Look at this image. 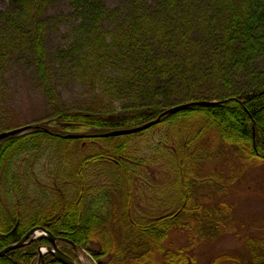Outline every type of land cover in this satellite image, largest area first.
I'll list each match as a JSON object with an SVG mask.
<instances>
[{"label":"trees","instance_id":"obj_1","mask_svg":"<svg viewBox=\"0 0 264 264\" xmlns=\"http://www.w3.org/2000/svg\"><path fill=\"white\" fill-rule=\"evenodd\" d=\"M4 1L6 7L0 10V64L11 58L16 46L27 45L28 59L46 84L52 113L45 123L0 140V250L41 226L60 240L61 250L73 259L76 248H85L98 264H198L191 251L194 242L176 250L163 245L176 229L198 236L221 231L225 214L220 207L190 201L191 192L203 184L226 187L219 184L218 176L213 180L197 173L203 159L198 143L204 137L218 136L236 147L247 161L264 162V86L250 92L205 96L202 86L217 74L210 72L209 65H199V56L217 54L221 48L232 50L240 41L246 49L252 42L264 43V0H62L66 9L58 15L50 6L53 0ZM209 8L221 14V24L230 17L228 34L218 41L207 31L191 41L195 13H206ZM244 10L248 11L245 16ZM58 18L76 22L78 37L71 47L52 55L69 57V63L82 58L79 63L86 67L91 64L94 74L88 77L90 82L102 80L107 83L105 88L130 101L120 112L111 113L100 100L85 110L54 106L45 36L47 26L61 23ZM106 28L111 30L109 39L101 32ZM84 41L90 43L89 52L84 51ZM90 54L91 63L87 62ZM218 75L228 82L226 71ZM195 100L211 104L162 114L169 107ZM158 117L159 122L146 130L101 136ZM164 126L167 129L161 130L164 136L158 146L168 151L163 163L167 162L172 173V195L163 198L160 206L166 207L159 214L134 215L137 172L129 167L133 162L129 161L132 147L128 141ZM74 133L86 136L67 137ZM91 140L113 143L107 146L108 152H99L107 159L105 168L119 177L120 194L112 208L107 203L108 190L91 184V153H83L81 146ZM71 146L80 156L69 168ZM50 148L54 149L52 157L40 162L41 153ZM39 166L51 178L50 185L43 187L38 182ZM65 177L71 187L64 183ZM31 183L37 185L33 191ZM259 228L262 235L246 237L238 251L217 253L208 264H264V228ZM48 244L47 238L40 236L8 251L0 257V264H35L38 248ZM42 264L62 263L46 254Z\"/></svg>","mask_w":264,"mask_h":264},{"label":"rangeland","instance_id":"obj_2","mask_svg":"<svg viewBox=\"0 0 264 264\" xmlns=\"http://www.w3.org/2000/svg\"><path fill=\"white\" fill-rule=\"evenodd\" d=\"M50 6L57 15L61 12L60 10L66 9V4L62 0H53ZM5 7L6 2L0 0V10ZM195 11L192 10V12ZM242 12L245 16L248 11ZM223 14L227 12L223 11ZM194 16V25L189 36L191 41L203 37L207 31H212L218 41L223 40L228 34L230 17L227 22L221 24V14L213 13L211 8L206 13H195ZM229 16H231L230 13ZM58 19L57 21L61 23L58 25V22H55V25L47 26L45 36L48 64H50L48 80L54 94V106L67 110H85L100 100V103L105 105L111 113L120 112L130 101L117 96L115 90L105 88L107 83L102 80L90 82L88 77L94 74L91 72V64L86 67L84 62L79 63L82 58L77 62L69 63V57L59 58L52 55L60 49L71 47L78 37L75 30L76 22ZM106 30L101 32L106 33L109 39L111 30L107 28ZM246 46L240 41L232 50L221 48L217 54L208 53L202 58L199 56L198 64L209 65L212 69L210 72L217 74L202 86L201 92L203 91L205 96L250 92L264 86V43L252 42L247 49ZM83 48L84 51L89 52L90 43L84 41ZM22 50H25L24 55L21 54ZM87 62L91 63V54ZM222 70L227 72L228 82L218 75ZM103 71L107 74V70ZM42 79L34 70L32 61L28 59L27 45L16 46L11 58L7 57L0 64V130L8 127L14 129L26 125H40L51 118L52 103L46 94V84ZM166 129L165 126L157 127L128 141L132 147L130 156L132 159L130 158L129 161L133 162L129 167L137 172L134 178L135 191L132 196L134 215L142 212L159 214L166 207L160 206L163 198L166 199L172 195L170 192L172 173L167 169V162L163 163L168 151L166 147L164 150L158 146L164 136L161 130ZM162 143L166 144L164 141ZM109 144L113 143L91 140L83 142L81 146H83V153H91V184L108 190L107 203L108 207L112 208L120 194L117 190L119 177L105 168L107 159L103 157V153H99L108 152ZM197 146L203 153L202 163L197 166V173L201 177L209 175L213 180L218 176L219 184H225L226 187L219 185L210 187L203 184L200 189L191 192L190 201L192 203L210 202L220 207L225 214L220 226L221 231L214 236H201V234L198 236L191 235L186 229H176L168 234L163 245L168 250H176L194 242L191 251L197 263L208 264L217 253L235 249L238 251L246 237L263 234L259 226L264 228V162L247 161L235 151L236 147L222 142L218 136L204 137ZM69 148L73 151V158L69 159L68 167L72 168L74 158H78L80 152L74 146ZM47 150L41 153L40 162H45L52 157L54 149ZM41 169V166L37 167L36 173L39 177L38 182L45 187L50 185L52 180ZM62 172L64 175L63 168ZM65 180L67 182L64 181V183L71 187V182L66 177ZM30 187L33 191L37 185L31 183ZM93 247L97 248V246ZM89 263L91 264V261Z\"/></svg>","mask_w":264,"mask_h":264},{"label":"water","instance_id":"obj_3","mask_svg":"<svg viewBox=\"0 0 264 264\" xmlns=\"http://www.w3.org/2000/svg\"><path fill=\"white\" fill-rule=\"evenodd\" d=\"M211 102L206 100H195L187 103H181L178 105H174L168 109H166L162 114H171L176 113L182 109H185L187 107L193 106V105H209ZM159 121V118H155L153 120L147 121L139 126H135L132 128H125V129H116L112 130L110 132H107L103 134L104 136H117V135H123V134H130L134 132H138L144 129H147L148 127L156 124ZM26 129H29V126H23L19 128H15L6 132L0 133V139L7 137L8 135H13L20 133ZM70 137H80V135H70ZM43 233L42 235H45L47 239L50 242V245L45 248L44 252H39L37 263L36 264H42L43 262V256L44 253L48 252L53 255V257L59 261L62 264H76V262L71 259L68 255L63 253L59 247L57 246V239L45 228L43 227H34L31 228L18 242L13 243L11 245L6 246L2 250H0V257L3 256L5 253H7L10 250L22 247L24 244L29 243L33 241L39 234Z\"/></svg>","mask_w":264,"mask_h":264},{"label":"bare ground","instance_id":"obj_4","mask_svg":"<svg viewBox=\"0 0 264 264\" xmlns=\"http://www.w3.org/2000/svg\"><path fill=\"white\" fill-rule=\"evenodd\" d=\"M42 251H44V250H42Z\"/></svg>","mask_w":264,"mask_h":264}]
</instances>
